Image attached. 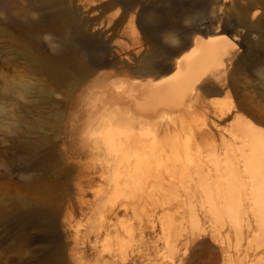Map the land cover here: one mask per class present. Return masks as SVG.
I'll return each instance as SVG.
<instances>
[{
  "label": "rangeland",
  "instance_id": "obj_1",
  "mask_svg": "<svg viewBox=\"0 0 264 264\" xmlns=\"http://www.w3.org/2000/svg\"><path fill=\"white\" fill-rule=\"evenodd\" d=\"M44 1L51 6H44ZM220 1L6 0V7L0 4V264H43L48 249L60 248H64V264L71 261L74 236L89 234L90 215L76 214L69 225L60 222V240L50 235L45 243L35 238L38 233L28 220L16 218L17 211L43 201L66 207L77 201L81 190L86 199L94 193L121 198L126 194L124 184L110 189L98 176L93 182L89 179L100 163L91 151L90 131L99 124L102 110H98L114 103L113 89L105 94L106 84L145 79L136 71L146 67L155 73L151 78L165 75L162 70L172 65L178 56L175 51L195 29L211 33L222 29L234 36L239 57L229 65L223 83L202 85L199 115L181 120L198 125L205 119L214 127L219 123L214 141L219 152L225 151L222 138L234 141L237 117L264 127V0ZM54 12L59 13V22L67 24L63 34L49 26ZM150 12L165 17L164 26L149 29L144 21ZM98 89L105 95L99 96L103 94ZM94 91L105 100H95ZM223 104L232 112L224 121H215L213 110ZM202 144L205 154L207 144ZM152 209L144 207L137 214L122 210L120 220L136 225ZM156 212L162 215L159 208ZM136 238L121 230L107 241L125 247ZM208 241L212 243L209 237ZM258 257L264 260V251Z\"/></svg>",
  "mask_w": 264,
  "mask_h": 264
},
{
  "label": "bare ground",
  "instance_id": "obj_2",
  "mask_svg": "<svg viewBox=\"0 0 264 264\" xmlns=\"http://www.w3.org/2000/svg\"><path fill=\"white\" fill-rule=\"evenodd\" d=\"M0 4L7 6L6 0ZM52 15L49 26L63 34L67 24L58 21L59 13ZM145 19L149 29L166 22L153 12ZM195 30L175 51L172 65L162 70L165 75L151 78L155 73L146 67L136 71L145 79L121 83L125 77H120V83L106 84L107 90L113 89L114 103L98 110L102 113L97 129L90 131L93 137L88 134L91 151L100 161L89 179L93 182L98 176L110 189L124 184L126 194L121 198L94 193L86 199L81 190L77 201L66 207L43 201L17 211L16 218L28 220L38 233L35 238L45 243L50 235L60 240V222L69 225L76 214L90 215L89 234L77 233L70 248L74 264H264L258 257L264 251V127L237 117L234 141L222 138L225 151L219 152L214 142L219 123L214 127L205 119L198 125L181 120L199 115L202 85L223 83L229 65L239 57L234 36L222 29ZM99 90L104 96L110 89L105 94ZM231 112L228 104L217 107L215 121H224ZM202 142L207 144L205 154ZM149 206L155 209L136 225L120 220L122 210L137 214ZM121 230L137 238L125 247L107 241ZM60 249H48L42 263L64 264V248ZM72 259L67 263L73 264Z\"/></svg>",
  "mask_w": 264,
  "mask_h": 264
}]
</instances>
